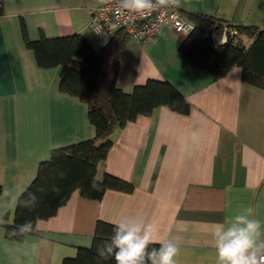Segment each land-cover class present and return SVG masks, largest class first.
<instances>
[{
	"label": "crops",
	"instance_id": "0c3cea01",
	"mask_svg": "<svg viewBox=\"0 0 264 264\" xmlns=\"http://www.w3.org/2000/svg\"><path fill=\"white\" fill-rule=\"evenodd\" d=\"M102 1L0 0V264H63L91 246L97 221L115 225L129 216L154 224L156 239L179 237L177 264H216V224L241 205L264 221V89L244 82L239 66L216 77L194 65L179 51L187 35L169 26L152 39L129 38L120 61L122 91L168 81L192 106L188 114L159 106L115 133L96 178L112 174L133 191L108 190L100 200L75 191L21 240L5 235L4 218L12 222L39 163L55 148L95 136L87 104L60 91V66L37 64L22 25L30 40L81 34L100 49L108 36L87 24L89 9ZM178 8L264 30V0H179ZM212 38L216 48L228 41L225 31Z\"/></svg>",
	"mask_w": 264,
	"mask_h": 264
},
{
	"label": "trees",
	"instance_id": "16d2710c",
	"mask_svg": "<svg viewBox=\"0 0 264 264\" xmlns=\"http://www.w3.org/2000/svg\"><path fill=\"white\" fill-rule=\"evenodd\" d=\"M181 13L194 25L179 47L185 58L216 77H223L239 66L244 82L264 89V30L253 25L233 26L202 13ZM22 29L26 47L34 52L40 67H61L60 91L87 104L95 136L55 148L48 160L39 163L36 177L17 200L12 222H7L9 215L4 218L5 235L10 240H21L33 232L38 220L55 215L75 191L84 198L96 200L108 190L132 192V184L112 174H104L102 180L96 178L98 165L107 157L115 133L138 116L150 115L159 106H167L180 114H188L192 108L168 81L149 79L135 86L132 93L118 88L120 61L130 38L123 31H118L104 47L97 49L81 34L30 40L24 23ZM225 29L228 41L216 48L212 35ZM241 35L253 38L249 47L243 44ZM74 61L79 63L74 65ZM29 194L38 198L34 207L23 206ZM28 220L32 221V231L19 233V226ZM114 227L97 221L91 246L79 247L77 255L65 258L63 264H116L114 258L101 259L96 252L98 246L111 239ZM153 246L159 247L150 245V248Z\"/></svg>",
	"mask_w": 264,
	"mask_h": 264
},
{
	"label": "clouds",
	"instance_id": "9594fccd",
	"mask_svg": "<svg viewBox=\"0 0 264 264\" xmlns=\"http://www.w3.org/2000/svg\"><path fill=\"white\" fill-rule=\"evenodd\" d=\"M178 5L179 0H117L118 11L141 15ZM37 200L35 194H29L23 206L34 207ZM32 227V221L28 220L18 231L28 233ZM156 231L154 224L137 217L122 218L116 222L111 239L97 247V256L114 258L116 264H177L182 250L179 237L156 239ZM211 237L216 264H264V221L255 218L250 207L241 205L226 216L215 225Z\"/></svg>",
	"mask_w": 264,
	"mask_h": 264
},
{
	"label": "built area",
	"instance_id": "2783aa9c",
	"mask_svg": "<svg viewBox=\"0 0 264 264\" xmlns=\"http://www.w3.org/2000/svg\"><path fill=\"white\" fill-rule=\"evenodd\" d=\"M88 12L90 18L87 27L95 34L106 35L109 39L118 31H123L130 38L145 40L156 37L164 26L185 35L194 28L178 6L161 7L150 14L141 15L118 11L117 0H103Z\"/></svg>",
	"mask_w": 264,
	"mask_h": 264
}]
</instances>
